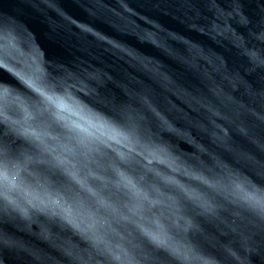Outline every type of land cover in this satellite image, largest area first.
Segmentation results:
<instances>
[{
	"label": "water",
	"instance_id": "water-1",
	"mask_svg": "<svg viewBox=\"0 0 264 264\" xmlns=\"http://www.w3.org/2000/svg\"><path fill=\"white\" fill-rule=\"evenodd\" d=\"M0 83V264H264V0H0Z\"/></svg>",
	"mask_w": 264,
	"mask_h": 264
},
{
	"label": "snow or ice",
	"instance_id": "snow-or-ice-1",
	"mask_svg": "<svg viewBox=\"0 0 264 264\" xmlns=\"http://www.w3.org/2000/svg\"><path fill=\"white\" fill-rule=\"evenodd\" d=\"M27 83V82H25ZM31 87V84H28ZM37 92L40 93L41 96H44L45 93L40 88L36 89ZM9 89L5 87L4 84L0 83V97H7L9 95ZM7 172V152L3 145H0V174L6 175ZM94 176V172L89 170L87 176L84 178H80L78 174L73 173L72 179L76 184H79L82 190L91 191V188L88 187L87 177ZM99 179V177H96ZM6 188V182L0 180V198L4 196V191Z\"/></svg>",
	"mask_w": 264,
	"mask_h": 264
}]
</instances>
